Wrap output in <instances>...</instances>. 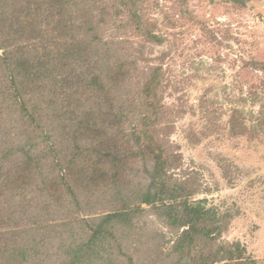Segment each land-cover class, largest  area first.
I'll return each mask as SVG.
<instances>
[{"label": "rangeland", "instance_id": "obj_1", "mask_svg": "<svg viewBox=\"0 0 264 264\" xmlns=\"http://www.w3.org/2000/svg\"><path fill=\"white\" fill-rule=\"evenodd\" d=\"M141 1L145 29L154 31L161 43L148 44L128 29L118 35L117 46L110 48L107 56L115 50L110 68L96 70L99 81L75 68L59 73L57 80L72 92L73 120H55V138L67 140L74 136L71 125L78 133L85 130V139L102 136L97 139L101 145L90 154L85 169L78 167L70 172V182L79 180L81 187L89 182L83 195L90 199L83 198L82 213L77 215L66 211L74 208L71 200L65 216L89 219V225L95 227L97 218L107 212L105 205L111 202L108 189L113 182H123V198L129 200L130 194L151 193L166 184L189 203L200 204L223 217L226 227L221 240L238 244L246 257L264 264V71L254 65H264V0ZM113 2L108 0V6ZM150 71L158 74L162 109L158 120L146 121L152 122L149 133L154 136V145L162 149L161 158L167 159V171L158 173L162 181L153 180L151 172L149 151L154 148L138 149L122 136L123 129L140 121L131 119L140 106L141 84ZM251 91L258 94L254 105L250 102ZM0 96L3 111L8 104L2 93ZM95 105L106 115L79 120L84 107ZM234 110L247 115L245 133L232 130ZM258 116L262 118L260 128L254 122ZM94 128L96 132H92ZM83 142L82 137L75 141L80 146ZM11 173H16L11 177L19 183L23 171ZM55 174L65 173L61 170ZM118 183L114 186L119 187ZM57 188L61 195L65 192L63 186ZM141 209L133 218L136 230H123L130 236L127 248L112 244V249L100 253L81 250L77 261H71L65 252L55 251L51 252V264H108L105 260L123 264L122 255L127 252L128 256L130 251H134L136 264H153L148 259L156 256L153 252L147 255V251L166 247L172 238L171 229L164 220L166 213L145 204ZM84 226L85 222L77 221L71 225L73 229L81 227L79 240L86 238ZM117 232L118 240L123 241L122 231ZM138 250L140 256L136 255ZM166 261L169 263L170 258Z\"/></svg>", "mask_w": 264, "mask_h": 264}, {"label": "trees", "instance_id": "obj_2", "mask_svg": "<svg viewBox=\"0 0 264 264\" xmlns=\"http://www.w3.org/2000/svg\"><path fill=\"white\" fill-rule=\"evenodd\" d=\"M107 1L0 0V49L3 50L0 93L8 104L0 111V264H51L54 257L51 252L55 251L65 252L71 261H77L81 250L100 253L112 249V244L127 248L130 241L127 233L136 230L133 218L143 210V204L166 213L164 220L172 234L166 247L160 245L147 251V255L153 252L156 256L154 260L148 259L153 264H257L255 259L244 255L238 244L221 240L226 227L223 217H217L200 204L189 203L166 184H160L161 189L151 193L130 194L129 200L123 198V182H113L120 186L109 185L111 202L105 205L109 212L97 218L95 227L89 225V219L66 218V211H72L73 215L82 213L83 198L90 199L89 195H83L89 182L84 187L78 186L79 180L70 182V172L78 167L85 169L90 154L101 145L97 139L102 136L85 139V130L78 133L71 125L74 136L67 140L55 138V120H73L70 118L72 92L57 80L59 73L70 67L99 81L96 70L110 68V56L115 51L107 56L110 48L117 46L118 35L128 29L148 44L161 43L154 31L145 29L141 0H113L111 6ZM254 65L264 71L263 64ZM150 74L141 84L140 106L131 119L140 121L123 129L122 136L138 149L154 148L149 151L151 172L153 180L160 181L162 176L158 173L167 171V159L161 158L162 149L154 145V136L149 133L152 122L146 121L158 120L162 109L158 100V74L156 71ZM251 93L250 102L254 105L258 94ZM101 113L98 105L84 107L79 120L106 115ZM231 118L232 130L245 133L247 115L234 110ZM254 122L260 128L261 116ZM80 137L84 141L81 146L75 143ZM16 170L23 171L19 183L11 177V172ZM61 170L63 176L55 174ZM61 186L65 189L62 195L57 188ZM71 200L73 210L65 211ZM134 203L136 206H132ZM76 221L85 222V240L77 238L82 235L81 227H71ZM118 230L122 231L123 241L118 240ZM163 253L165 257L161 259ZM126 254L121 257L123 264H136L134 251ZM136 255L140 256V250ZM166 258H170L169 263Z\"/></svg>", "mask_w": 264, "mask_h": 264}]
</instances>
